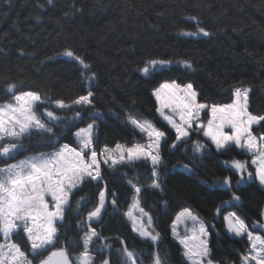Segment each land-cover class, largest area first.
<instances>
[{"label":"trees","instance_id":"trees-1","mask_svg":"<svg viewBox=\"0 0 264 264\" xmlns=\"http://www.w3.org/2000/svg\"><path fill=\"white\" fill-rule=\"evenodd\" d=\"M40 3L44 4L42 9L36 7L37 0H0V84L12 78L42 89L46 85L56 97L69 99L83 94L80 66L59 54L65 47L74 48L92 63L98 74L95 102L103 117L96 121L97 150L105 145L139 140L125 125L128 110L153 121L167 132L171 141L174 134L158 119L151 95L152 89L165 79L192 82L200 93V101L208 104L230 103L235 87L249 88V110L264 114V0H53L51 5L40 0ZM65 12L70 14L65 16ZM192 15L198 16L201 26L212 35H178L182 28L195 30V23L187 19ZM147 57L188 58L194 62V70L173 65L150 78H142L134 69ZM4 95L0 91V100ZM58 114L71 116L69 112ZM207 118L202 116L204 123ZM254 130L257 134L264 131L259 126H254ZM63 134L73 140L67 132ZM192 139L210 143L202 135H193ZM40 142L36 132L23 141L26 147ZM28 154L33 153H23L17 159ZM162 157L160 179L164 193L149 189L141 195L146 208H155V226L163 237L161 254H169V264H185L170 224L181 208L188 207L208 227L212 258L219 264L227 261L239 264L238 252L246 248V238L231 236L223 217L236 211L251 230L253 221L261 220L259 210L264 205V188L258 183L242 185L237 192L241 196L240 206H224L216 215V207L222 200L230 199V194L209 185L224 176H232L235 184L238 177L226 170L222 161L230 157L250 160V157L239 150L230 149L219 155L212 149L200 158L191 151L185 153L183 146L171 150L167 144L162 148ZM189 161H192L191 171L179 166ZM249 170H254V166ZM103 175L108 188L118 193V209L114 212L110 207L104 217V234H118L127 238L129 247L135 243L137 249H147V245L133 240L134 234L123 213L132 196L127 181L131 179L146 186L150 183L149 172L143 164H138L131 170L105 169ZM97 187L95 183L85 185L83 192L73 197L72 208L60 227L62 243L65 234L70 244L77 239V220L73 215L76 200L81 196L95 200ZM163 201H167V207ZM116 260L113 256V264ZM145 264H150L147 258Z\"/></svg>","mask_w":264,"mask_h":264},{"label":"snow or ice","instance_id":"snow-or-ice-1","mask_svg":"<svg viewBox=\"0 0 264 264\" xmlns=\"http://www.w3.org/2000/svg\"><path fill=\"white\" fill-rule=\"evenodd\" d=\"M46 3L51 5L53 0ZM36 7L42 9L44 4L37 0ZM187 19L195 23V30L182 28L178 35H212L201 26L198 16ZM24 54L21 50V55ZM59 54L80 66L83 94L69 99L56 97L46 85L42 89L12 78L0 84V91L5 94L0 100V264H113V256L117 257L116 264H145V258L150 264H169V254H161L163 237L155 226V208H146L141 199L142 193L149 189L164 193L160 177L162 148L166 144L171 150L183 146L185 153L191 151L194 157L200 158L212 149L219 155L230 149L239 150L250 157V160L230 157L222 161L226 170L238 179L234 184L232 176H224L209 185L230 194V199L222 200L216 207V215L224 206H240L241 196L237 192L242 185L258 183L264 188V131L257 134L254 130V126L264 130V114L249 111V88L235 87L230 103L209 105L200 101V93L192 82L165 79L152 89L151 95L156 102L158 119L174 134L171 141L167 132L153 121L128 110L125 125L139 140L111 147L105 145L97 150L94 130L96 121L103 117L95 102L98 74L92 63L74 48L65 47ZM173 65L194 70V62L188 58L147 57L134 71L142 78H150ZM62 112H69L71 116L58 114ZM202 115L208 117L206 123ZM33 132L41 137V142L26 147L23 141ZM193 135H202L210 143L193 140ZM26 152L33 154L17 159ZM138 164H143L149 172L150 183L140 186L131 179L127 181L132 196L123 217L134 234L133 240L147 245V249H137L135 243L129 247L127 238L118 234L105 235L103 225L108 209L111 207L114 212L118 209V193L108 188L104 170H131ZM179 166L191 171L192 161ZM250 166L254 170H249ZM93 183L98 186L95 200L88 196L76 200L73 215L77 220V239L70 244L65 234L62 243L60 227L72 208L73 197L83 192L85 185ZM163 204L167 207V201ZM88 205L91 207L87 208ZM259 216L261 220H254L251 230L236 211L223 217L229 234L246 238V248L238 252L239 264H264V234H260L264 231V205ZM170 230L181 246L185 264H219L212 258L208 227L191 208H181L175 214Z\"/></svg>","mask_w":264,"mask_h":264},{"label":"rangeland","instance_id":"rangeland-1","mask_svg":"<svg viewBox=\"0 0 264 264\" xmlns=\"http://www.w3.org/2000/svg\"><path fill=\"white\" fill-rule=\"evenodd\" d=\"M208 104V103H207ZM209 105H211V104H209ZM250 111V110H249ZM254 114V113H253ZM203 116V115H202ZM202 118V117H201ZM97 123V122H96ZM97 125H98V123H97ZM49 126H51V125H49ZM227 130V129H226ZM94 132H95V136H96V129L94 130ZM122 144V143H121ZM28 155H31V154H28ZM23 158V157H22ZM181 234H183V229H181ZM232 235V234H231Z\"/></svg>","mask_w":264,"mask_h":264},{"label":"water","instance_id":"water-1","mask_svg":"<svg viewBox=\"0 0 264 264\" xmlns=\"http://www.w3.org/2000/svg\"><path fill=\"white\" fill-rule=\"evenodd\" d=\"M262 234H264V231H262Z\"/></svg>","mask_w":264,"mask_h":264}]
</instances>
